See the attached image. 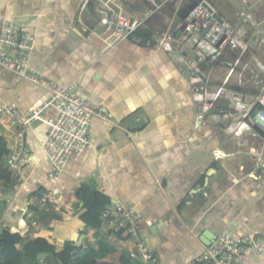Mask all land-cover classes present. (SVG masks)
<instances>
[{"label": "crops", "instance_id": "obj_1", "mask_svg": "<svg viewBox=\"0 0 264 264\" xmlns=\"http://www.w3.org/2000/svg\"><path fill=\"white\" fill-rule=\"evenodd\" d=\"M108 1L129 14L147 15L140 28L150 30L151 38L107 45L96 37L93 30L99 29ZM84 2L0 0V19H10L36 38L32 67L47 80L75 82L80 94L107 107L115 120L93 118L91 145L70 160L55 184L42 148L48 125L41 119L29 125L25 146L34 155L32 162L9 183L0 182V234L6 229L21 233L24 239L16 247L24 253L22 264H48V257L55 261L46 252L33 259L25 251L28 241L47 233L58 249L65 243L99 249L107 242L135 264H145L134 255L132 238L103 225L86 226L81 219L85 200L73 197L82 188L91 189L103 208L113 201L136 206L143 219L140 235L157 257L155 264H198L209 243L224 233L241 238L256 231L264 242V131L256 126L257 134L235 136L225 131L227 120L207 116L199 121L193 79L156 40L161 30L181 21L186 5L182 0L159 9L148 0ZM207 2L222 18L238 21L250 15L256 23L250 34L253 51L264 59V45L258 42L264 39V0ZM235 58L230 52L220 57L211 71L213 85L222 84ZM231 88L246 91L249 103L259 94L256 87ZM49 96L42 86L0 67V105L15 102L33 112ZM227 103L223 99L221 108ZM54 115V109L42 113L44 119ZM14 134V128L0 125L3 138ZM48 190L57 195L53 204L42 203ZM23 228L28 232L23 234ZM245 264H264V250L252 253Z\"/></svg>", "mask_w": 264, "mask_h": 264}, {"label": "built area", "instance_id": "obj_2", "mask_svg": "<svg viewBox=\"0 0 264 264\" xmlns=\"http://www.w3.org/2000/svg\"><path fill=\"white\" fill-rule=\"evenodd\" d=\"M122 1V0H121ZM175 0H148L156 9ZM181 0H177L178 3ZM89 3L85 0L84 6ZM209 5L213 10L211 11ZM120 4L107 2L104 16L98 30L93 34L113 44L130 38L143 27L147 15L129 14ZM218 11L207 0H202L178 23L158 33L157 43L166 52L185 65L193 79L192 95L198 107L197 118L203 121L207 116L226 124L225 131L235 136L245 132L257 134L256 126L264 131V59L253 51L250 34L256 25L250 15L238 21L219 19ZM184 27V28H183ZM180 34L176 36V33ZM255 32V30H254ZM258 33V31H257ZM91 34H89L90 36ZM258 40V39H256ZM259 45H264L260 39ZM36 38L21 32L13 21L0 19V67L7 73L16 74L45 88L50 96L39 109L28 112L15 102L0 105V125L15 129L12 139H5L9 153L6 155V168L15 176L23 167L32 162L34 155L25 146V135L29 125L37 119L48 125V134L42 148L51 170L49 179L57 183L70 162L91 145V125L95 117L114 123L109 109L94 103L78 91L75 82L62 84L45 79L31 65ZM228 50L237 51V56L227 68L221 85H213L211 71L221 56ZM240 88L256 87L259 94L249 103L244 90H232V85ZM226 106L221 108V101ZM54 109L56 115L43 118L42 113ZM57 195L53 190L45 191L43 204H53ZM29 216H32L29 214ZM103 226L114 234L128 233L135 241L134 255L145 264H155L157 257L141 238L142 216L134 204L113 201L100 215ZM28 229L23 228L25 234ZM264 242L258 232L252 231L241 238L224 233L217 236L198 259V264H245L254 252H262Z\"/></svg>", "mask_w": 264, "mask_h": 264}, {"label": "trees", "instance_id": "obj_3", "mask_svg": "<svg viewBox=\"0 0 264 264\" xmlns=\"http://www.w3.org/2000/svg\"><path fill=\"white\" fill-rule=\"evenodd\" d=\"M152 32L147 28H139L132 37H141L144 41L150 39ZM236 57L237 51L228 50ZM9 153L4 138L0 136V182L9 183L12 180L13 174L3 165L4 157ZM95 193L91 189L82 188L73 197L76 199L85 200V209L81 214V219L86 226L95 229H101L103 222L100 217L103 204L99 203L95 197ZM71 195L67 194L66 199H70ZM123 238H128L126 232L120 233ZM23 236L20 232L9 229L4 230L0 234V264H22L24 253L20 251L16 245L23 241ZM78 250L77 252H74ZM26 253H32L33 259L40 252H46L52 255L57 264H95L100 261H110L112 264H135L129 256L120 252L116 247L111 246L107 242H101L99 249L92 246L74 247L71 243H65L61 249H58V244L50 233L39 234L33 240H30L25 245Z\"/></svg>", "mask_w": 264, "mask_h": 264}, {"label": "water", "instance_id": "obj_4", "mask_svg": "<svg viewBox=\"0 0 264 264\" xmlns=\"http://www.w3.org/2000/svg\"><path fill=\"white\" fill-rule=\"evenodd\" d=\"M200 1H202V0H192V1H190L182 10H181V12L179 13V16H180V18L181 19H184V18H186L188 15H189V13H190V11L191 10H193L197 5H198V3L200 2ZM176 2H177V0H175V1H173L172 3H175L176 4ZM89 4H90V2H89ZM208 6V8L212 11L213 9L209 6V5H207ZM217 17L219 18V19H221V17L219 16V15H217ZM184 28V27H183ZM180 34V31H178L177 33H176V36H178ZM209 245H210V243H209ZM95 264H112L110 261H107V260H104V261H100V262H98V263H95Z\"/></svg>", "mask_w": 264, "mask_h": 264}, {"label": "rangeland", "instance_id": "obj_5", "mask_svg": "<svg viewBox=\"0 0 264 264\" xmlns=\"http://www.w3.org/2000/svg\"><path fill=\"white\" fill-rule=\"evenodd\" d=\"M130 2H133V1H135V0H129ZM89 2H91V0H89ZM181 4L182 5H187V0H182V2H181ZM184 5V6H185ZM180 20L179 19H177L176 21H175V23H178ZM3 210V206H1L0 207V212ZM48 260H47V262H48V264H57V262L56 261H54L52 258H47Z\"/></svg>", "mask_w": 264, "mask_h": 264}]
</instances>
